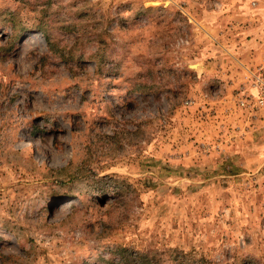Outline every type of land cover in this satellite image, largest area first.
<instances>
[{"label":"rangeland","instance_id":"rangeland-1","mask_svg":"<svg viewBox=\"0 0 264 264\" xmlns=\"http://www.w3.org/2000/svg\"><path fill=\"white\" fill-rule=\"evenodd\" d=\"M260 66L264 0H0V264H264Z\"/></svg>","mask_w":264,"mask_h":264},{"label":"built area","instance_id":"built-area-1","mask_svg":"<svg viewBox=\"0 0 264 264\" xmlns=\"http://www.w3.org/2000/svg\"><path fill=\"white\" fill-rule=\"evenodd\" d=\"M262 71V72H261ZM258 72L264 74V66H260ZM253 75L254 82L253 84L258 86L256 87V94H248L246 96L239 95L238 105L241 109H245L248 112L256 111L258 113L259 110L264 108V78L263 76ZM253 116L255 113L252 114Z\"/></svg>","mask_w":264,"mask_h":264},{"label":"trees","instance_id":"trees-1","mask_svg":"<svg viewBox=\"0 0 264 264\" xmlns=\"http://www.w3.org/2000/svg\"><path fill=\"white\" fill-rule=\"evenodd\" d=\"M38 32H40V33H42V34L44 35L45 39H46L47 42H48L49 50H50L51 53L56 54V55H58V56H60V57H62V58H65V55H66V54H65L62 50H60V48H55V46H56L55 43H56V42H54V41L51 39V36L49 35V33H48L46 30L39 29ZM18 36H19V35H18ZM11 50H12V46L6 50V51H7V55L9 54V52H10ZM68 56H69V57H68ZM65 59H69V60H71V59H73V56H72V55H66V58H65ZM135 91H137V92H141V91H143V90H141V87L139 86V87L135 88ZM32 136H33L34 138L36 137L35 134H32Z\"/></svg>","mask_w":264,"mask_h":264}]
</instances>
